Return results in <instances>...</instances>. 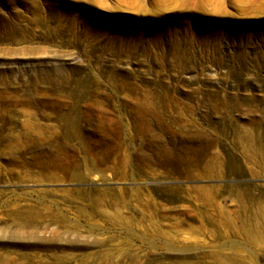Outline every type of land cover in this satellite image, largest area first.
Instances as JSON below:
<instances>
[{"label":"rangeland","instance_id":"rangeland-1","mask_svg":"<svg viewBox=\"0 0 264 264\" xmlns=\"http://www.w3.org/2000/svg\"><path fill=\"white\" fill-rule=\"evenodd\" d=\"M0 78L22 88L20 94L31 100L26 109L42 137L33 136L26 146L42 157L60 149L68 166L64 173L44 168L58 181L35 182L25 172L40 173L37 163L0 160V230H17L13 207L33 205L59 225L68 217L81 231L53 244L43 242L48 233L0 235V264H231L208 253H229L236 246L245 256L251 250L242 240L207 243L201 232L193 236L203 245L183 244L190 235L177 230L197 229L200 214L214 213L184 192L189 185H220L219 203L230 212L240 202L232 200L228 187L251 190L264 202L259 170L264 163L241 157L252 149L234 142L251 129L264 144V0H0ZM82 92L96 98L93 108ZM136 99L157 114L146 116L143 133L137 132L131 110ZM87 110L96 114L93 127L79 121L81 133L91 134L88 143L66 142L53 132L61 114ZM107 119L114 123L107 125ZM13 124L20 127L17 119L0 120V132ZM196 128L208 144L198 148L209 157L199 162L153 157L156 146L164 153L187 154L190 142L182 136ZM43 137L52 141L39 144ZM86 144L94 148L93 155L85 153ZM94 155L110 167L106 177L72 180L85 172L88 159L95 164ZM121 158L125 173L118 178L114 172L121 171ZM208 165L214 177H191ZM103 188L126 190L117 208L134 223L112 225L105 219L112 207H103V213L93 209ZM60 189L81 194L65 199ZM147 200L156 207L153 213L147 211ZM246 205L249 210L239 215L249 225L258 210ZM75 211L95 216L77 220ZM206 229L218 235L211 225ZM246 260L264 264V255Z\"/></svg>","mask_w":264,"mask_h":264},{"label":"bare ground","instance_id":"bare-ground-1","mask_svg":"<svg viewBox=\"0 0 264 264\" xmlns=\"http://www.w3.org/2000/svg\"><path fill=\"white\" fill-rule=\"evenodd\" d=\"M6 21L3 22L5 24ZM25 90V89H24ZM20 92H23L22 88H19L17 86H12L10 82L7 80H3V78H0V120L2 124L6 123L8 119L15 120L17 119L20 123V127L17 128L16 124H13L11 128H9L7 131H1L0 132V160L8 161L10 163H16L21 165H30L33 163H37V165L40 166L39 169H41V172L38 174H33L31 172H25V177L31 181H55L59 180L60 178L56 173L50 175L47 172H43L44 168L47 170L48 166L54 167L56 170H62L63 173L68 170V166L66 163H64L62 158L66 155V153H63L62 150L57 149L52 151L51 156L44 155L42 157L43 153H34V151H31L29 146H26L27 143H31V139L33 136H38L39 138L42 137L41 132L34 127V123L32 122V117L30 116L28 110L26 109L27 106L31 103V100L29 97L22 96ZM81 97H85L88 100L87 107L93 108L96 105V98L94 96H87L84 92L80 93ZM130 97V96H128ZM132 98V97H131ZM131 110L133 114H135V123H136V129L137 132L144 130L147 126V122L145 119H147L146 116L150 115L149 117H155L157 114L148 111L145 106L140 102V100L134 101ZM77 112V111H73ZM96 114L94 113V110H87L84 112H78L76 115H69V114H61V116L58 117L59 124L57 126V131H53L57 133L58 137L62 136L64 137L65 141H71L75 140L76 145H84L86 142L88 143V139L90 138L91 134L90 132L87 135H83L81 133L82 127L79 126V121L83 120L88 122V127H93V123L95 121ZM159 116V115H158ZM151 117V118H152ZM107 125H110L111 123H114L113 119H107ZM150 121V120H148ZM157 121V120H156ZM151 123V122H148ZM191 125L194 126L195 122L190 121ZM103 125V124H102ZM150 125V124H149ZM110 127V126H109ZM150 127V126H149ZM196 127V126H195ZM55 128V127H53ZM51 127L50 130L53 129ZM112 131L115 129L112 128ZM251 130V129H250ZM250 130H245L244 134L240 137L236 138L234 142H244L247 146H249L252 149L251 154H243L241 157L249 159H258V162L264 163V144H262V140L260 136L257 134H252ZM143 133V132H142ZM141 134V133H140ZM90 135V136H89ZM155 136V135H154ZM186 139V141L190 142V145H188L185 150L187 151V154L180 155L177 154H171L168 152H161L157 148V152L155 156H153L155 159H168V160H177V159H184L188 162L195 161L199 162L200 159L204 157H209L207 153L202 152L200 148L198 147H204L208 145L206 142V135L204 132L196 128L194 132L187 133L182 136ZM88 138V139H87ZM156 138H158L156 136ZM154 139V138H153ZM159 139V138H158ZM35 140V139H34ZM157 140V139H156ZM39 144H44L45 142L52 141V138H44L40 140ZM45 141V142H44ZM155 141V139H154ZM44 142V143H43ZM156 143H159L155 141ZM164 143V142H163ZM187 143V142H186ZM195 143V144H194ZM162 145V144H161ZM164 145V144H163ZM163 145L161 147H163ZM155 147V146H154ZM84 151L86 154L93 155V152L95 151L93 147H90L89 145H85ZM30 149V150H29ZM162 149V148H161ZM154 150V149H153ZM163 151V150H162ZM86 154H84L83 159L86 158ZM94 159L92 157V162L95 164L92 165L91 161L89 159L86 161L87 165L86 170L83 174H77L76 176H72V180H83L86 178H89L90 175H97L98 177L104 178L106 177V172L111 170L109 166L105 165V159L104 157H101L99 155H94ZM148 157V156H147ZM145 157V158H147ZM210 157H214L211 155ZM152 157H149L147 159H150ZM234 159V158H232ZM118 164V162H116ZM119 166L121 168V171H115L114 173H117L115 175H118L119 177H122L125 173V162L121 158L119 160ZM214 167L213 166H206L202 172L194 173L191 177H198V178H212L214 177ZM259 170L264 174V165H261L259 167ZM66 174V173H65ZM218 176V175H217ZM184 192H189L192 194V197H194V200L196 203H204L209 204L212 211H214L212 216H205L199 215L201 217V224L200 227H197V229L191 228L187 230H177V232H181L180 234H189L190 238L189 240L183 241V244L191 245V244H202V241H197L198 237L194 238V234L201 232L203 235H205L208 240L207 243L219 241V240H226L229 239L228 242L235 243L238 240H242L249 244L251 246V250H248L246 257L249 255L251 257H256L259 255V253H263L264 255V248L261 246H264V202L260 198L257 197V195H254L251 190L245 189L242 191L237 190L235 187H228V194L232 197V200H236L240 202V205H238L237 211H228L223 208V206L219 203V199L224 193V189H220V185H189L183 188ZM60 192L59 197H64L65 199L69 197V195L81 194L80 190H69V189H60L58 190ZM113 191V192H112ZM41 194H45L44 191H42ZM126 194V190L123 188H120L119 190H113L108 188H103L101 190V198H98L96 201L93 202L94 210H96L98 213H103V207H112L114 211L110 214L105 213V219L107 222H111V224L115 226H124L126 227V223H134L132 219H125V217L122 216V213L120 209L118 210V206L120 203L121 198H123ZM264 201V200H263ZM71 202H76V199H71ZM70 203V200H69ZM252 204L257 205V210L254 211V216L251 224L248 225L246 223V220L242 218V216L239 215L242 211H247L248 206L246 204ZM146 207L148 210V213H153V209L156 207L153 206L146 201ZM202 209V208H200ZM199 209V212H201ZM43 208H37L33 205H29V207L22 206L19 207H13L11 209V214L14 215L13 217V224L16 226V231H8L6 229L0 230V235L3 237V235L7 234V237H14V234L20 235L22 233H31V234H37V233H48V238L46 240H43L45 243H61L64 241V235L68 236L70 234L75 235H81V231L78 229L76 230L75 222L72 223L71 220L68 217H64L65 223L57 224L53 217L47 213V211H42ZM143 210V209H141ZM86 211V210H85ZM74 218L79 220L83 218L84 220L88 218L91 219L95 215L87 216L82 211H75ZM235 213V214H234ZM252 215V213H251ZM103 216V214H101ZM149 217L152 215L149 214ZM252 220V219H250ZM11 224V223H10ZM56 224V226H55ZM211 225L213 228H215V231H217L218 235H215L212 233V231L206 229V225ZM13 227V226H11ZM76 227V228H75ZM162 230L156 226L154 229L155 233H160ZM194 233V234H193ZM67 234V235H66ZM15 235V236H16ZM18 235V236H19ZM0 237V240L3 239ZM97 240L101 241L102 238H96ZM68 241L66 240L65 243ZM72 245H76V242H68ZM205 243V241H203ZM203 245V244H202ZM174 249V248H173ZM172 249V250H173ZM133 250L131 247H126L125 252L128 253L129 251ZM120 252V251H119ZM123 252V251H122ZM133 252V251H132ZM124 253V252H123ZM131 253V252H129ZM128 253V254H129ZM120 254V253H119ZM135 254V253H134ZM210 256L214 259H224L227 262H230L231 264H248L246 257L242 255V250L237 248L236 246L233 248V250L229 253H223L219 252L217 250H212L208 253ZM110 255V254H109ZM131 255V254H130ZM129 255V256H130ZM120 256V255H119ZM142 257V256H141ZM4 258V257H3ZM136 258V257H135ZM11 264V263H10ZM23 264V263H22Z\"/></svg>","mask_w":264,"mask_h":264}]
</instances>
